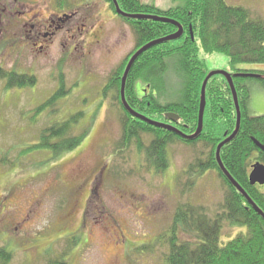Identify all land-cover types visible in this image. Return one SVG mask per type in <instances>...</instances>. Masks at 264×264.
<instances>
[{"label":"rangeland","instance_id":"374dc122","mask_svg":"<svg viewBox=\"0 0 264 264\" xmlns=\"http://www.w3.org/2000/svg\"><path fill=\"white\" fill-rule=\"evenodd\" d=\"M142 1L162 7L174 4ZM55 2L34 0L32 5L48 16L57 10ZM62 2L66 12L76 13L46 53L38 52L41 42L22 48L26 35L20 36L13 18L6 26L15 35L0 36V64L37 78L34 86L25 89H6L0 81V158H8L0 162V247L10 254L5 264H49L62 253H67V264H164L168 248L157 244V239L168 234L176 209L190 203L205 207L214 217L221 212L228 188L216 170L200 173L196 168L193 175L187 174L190 164L205 159L208 149L203 142L168 143L170 164L159 171L146 163L135 142L116 152L123 112L110 92L102 97V88L135 49L134 30L106 0H58ZM226 2L250 8L264 21V0ZM73 25L80 31H69ZM200 56L210 71L232 70L223 53L202 51ZM179 60L176 55L167 58L165 71L156 76L161 95L174 89L173 98L180 97ZM241 67L264 69V64ZM61 81L66 95L37 110ZM246 83L249 113L264 115V85L258 79ZM137 87L140 94L149 89L142 81ZM78 112L83 115L71 134L84 128L87 132L73 149L56 156L46 150L24 151L25 144L36 142L51 122L69 120ZM152 119L161 121L158 116ZM152 138L149 133L142 135L146 146ZM260 190L264 192V186ZM246 232V227L224 222L221 242ZM71 237L77 242L68 250Z\"/></svg>","mask_w":264,"mask_h":264},{"label":"trees","instance_id":"16d2710c","mask_svg":"<svg viewBox=\"0 0 264 264\" xmlns=\"http://www.w3.org/2000/svg\"><path fill=\"white\" fill-rule=\"evenodd\" d=\"M106 1L117 16L129 23L136 37L135 49L102 88V97L105 98L110 92L123 112L122 137L116 152H123L135 142L138 151L144 153L146 163L156 165L159 171L170 164L168 143L196 145L203 142L208 153L205 159L190 164L187 174L193 175L196 168L199 169L196 172L200 173L202 170H216L228 188L221 212L218 211L214 217L208 216L205 207H195L190 203L181 204L176 209L173 221L167 228L168 234L157 239V244L162 243L168 248L164 264H264V218L229 181L217 161V147L233 133L237 125V108L227 78L216 74L209 79L203 130L196 138L187 139L175 131L153 126L132 116L121 98L122 77L127 63L144 45L172 35L179 28L172 22L122 16L117 13L113 0ZM117 1L125 12L168 18L183 27L179 38L152 46L134 63L126 81L125 93L128 103L136 111L150 118L158 116L161 121L176 126L184 134H194L199 123L202 86L210 73L200 54L202 51L207 54L218 52L229 58L232 68L229 72L233 75L238 92L242 118L238 134L222 147L220 154L228 171L264 211L262 186L252 185L249 180L253 165L257 162L264 164V151L255 142L257 139L264 145V115L249 113L251 95L246 83L247 80L258 79L264 85V69L241 67L244 64H264V21L255 17L250 8L233 6L226 0H171L174 4L170 7L142 0ZM175 55L180 56L178 76L180 80L182 78V84L179 98H173L174 89H168L165 95H161L156 89L158 83L155 80L162 69L165 71L167 58ZM36 79V76L18 74L16 70H8L0 65V81L5 82L6 89H25L34 86ZM140 81L149 87L142 90L143 94L138 92ZM65 85L61 81L59 89L36 109L41 110L48 103H55V99L64 97L67 93ZM171 94L170 99L168 96ZM168 112H175L180 117L173 122L166 116ZM82 115V112H78L71 115L69 120L51 122L40 132L36 142L25 144L24 151L46 150L56 156L73 149L87 132L84 128L78 135L71 134L72 127ZM143 133L153 136L149 146L142 140ZM6 159L5 155L0 162ZM224 222L233 227H246L247 232L222 244ZM68 239L71 243L68 250H71L77 240L75 237ZM7 252L0 247V264H5L10 258ZM65 257L67 253H62L51 259L49 264H67Z\"/></svg>","mask_w":264,"mask_h":264},{"label":"water","instance_id":"95a60500","mask_svg":"<svg viewBox=\"0 0 264 264\" xmlns=\"http://www.w3.org/2000/svg\"><path fill=\"white\" fill-rule=\"evenodd\" d=\"M117 13L125 16V17H131V18H139V19H154V20H159V21H165V22H172L174 24H176L179 28V30L169 36L163 37V38H159L157 40H153L152 42H149L148 44L144 45L142 48H140L129 60L125 71H124V75L122 77V87H121V98H122V102L125 106V108L128 110V112L134 116L137 117L141 120L146 121L147 123L156 126V127H160V128H164V129H168V130H172L175 131L179 134H181L182 136H184L187 139H193L198 137L202 130H203V123H204V112H205V108H206V103H207V99H206V87L208 84L209 79L216 75V74H222L224 75L228 82L229 85L231 87L232 93H233V98L236 104V108H237V125L235 130L233 131V133L231 135H229L225 140H223L219 146L217 147V161L219 163L220 168L222 169V171L224 172L225 176L229 179V181L245 196V198L247 199L248 203L264 218V211L263 209L250 197V195L246 192V190L240 185V183L232 176V174L228 171V169L226 168L225 164L223 163V160L221 158V149L222 147L229 143L231 140H233L236 135L238 134L239 130H240V126H241V118H242V112H241V108H240V101H239V97H238V92L234 83V79H233V75L225 70H214V71H210V73L208 74V76L206 77L203 86H202V93H201V104H200V111H199V123H198V128L196 130V132L194 134L191 135H187L184 134L180 129H178L176 126L169 124V123H165V122H161V121H156L152 118H148L145 115L141 114L140 112L136 111L135 109H133L131 107V105L128 103V100L126 98V81L128 78V75L134 65V63L136 62V60L138 59V57L146 50H148L149 48H151L152 46L159 44V43H163L169 40H175L177 38H179L182 33H183V27L180 23L168 19V18H164V17H156V16H150V15H141V14H131L128 12H125L124 10H122L119 6V3L117 0H113ZM166 116L171 119L172 121L177 120L180 116L175 113V112H168L166 113ZM255 142L257 144V146L264 151V145L262 143H260L257 139H255ZM249 180L250 183L252 185H264V164H262L261 162H258L256 164L253 165L252 167V171L250 172L249 175Z\"/></svg>","mask_w":264,"mask_h":264},{"label":"flooded vegetation","instance_id":"af4514ba","mask_svg":"<svg viewBox=\"0 0 264 264\" xmlns=\"http://www.w3.org/2000/svg\"><path fill=\"white\" fill-rule=\"evenodd\" d=\"M33 1L34 0H0V36L4 37L5 33L9 32L15 35L14 32L16 31L10 30L6 26V24L12 22L13 18L14 23L17 24L20 36L22 37L23 33L26 35L24 39H26L27 42L23 44L22 48H30L29 46L31 43L33 46H36L41 42L38 52L42 55L47 52L45 49L50 47V43L53 41L55 35L66 28L67 22L74 18L73 15L76 12H66L67 5L63 2L60 4L58 0H56L54 7L57 10L53 14L45 16L43 10L35 9L36 6L34 7L32 5ZM82 26H84V24ZM73 29L80 31L78 25H73L68 30L72 32ZM1 66L5 68L3 65ZM21 71L22 69H16L18 74H27Z\"/></svg>","mask_w":264,"mask_h":264},{"label":"bare ground","instance_id":"6f19581e","mask_svg":"<svg viewBox=\"0 0 264 264\" xmlns=\"http://www.w3.org/2000/svg\"><path fill=\"white\" fill-rule=\"evenodd\" d=\"M226 71H228V70H226ZM229 72V71H228ZM161 122H163V121H161ZM165 123H167V122H165ZM258 163V162H257ZM263 164V163H262ZM251 197V196H250ZM252 198V197H251ZM255 201V200H254Z\"/></svg>","mask_w":264,"mask_h":264}]
</instances>
